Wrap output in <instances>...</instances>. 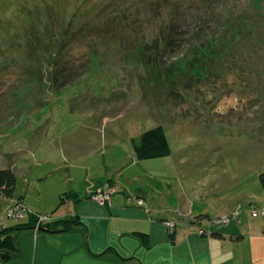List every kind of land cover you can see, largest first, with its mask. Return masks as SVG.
<instances>
[{"label":"rangeland","instance_id":"rangeland-1","mask_svg":"<svg viewBox=\"0 0 264 264\" xmlns=\"http://www.w3.org/2000/svg\"><path fill=\"white\" fill-rule=\"evenodd\" d=\"M157 1L0 0V168L16 171L14 194L33 213L58 211L51 200L68 175L79 183L102 171H123L122 181L139 175L133 184L150 188L155 202H163L166 182L176 210L193 202V223L243 230L234 235L243 237L238 264H264V0H219L230 14L244 12L248 30L223 49L211 40L205 56L193 44L220 32L215 15L191 9L183 42L164 48L153 42ZM70 17L82 29L57 56L69 69L30 76L46 50L36 37L45 36L43 24ZM156 125L171 153L138 159L130 139ZM164 173L172 177L163 180ZM8 209L0 195L1 226L14 224L4 219ZM27 232L19 231L26 248ZM37 239L35 264L75 263L74 256L61 261L55 234ZM27 256L8 264H33Z\"/></svg>","mask_w":264,"mask_h":264},{"label":"crops","instance_id":"crops-1","mask_svg":"<svg viewBox=\"0 0 264 264\" xmlns=\"http://www.w3.org/2000/svg\"><path fill=\"white\" fill-rule=\"evenodd\" d=\"M122 172L102 171L100 176L91 178L90 183L76 182L73 175L65 177L66 182L56 190L58 193L69 192V196L58 205V211L51 212V215L54 219L77 215L83 223L71 230L55 233L35 229L34 226L21 230L20 232L33 230V234L27 232V243L30 246L26 248L22 238L19 242L20 235L17 233L18 245L20 249L22 247L20 256H27L26 251L33 253L32 257L27 256V259L35 264L37 238L41 232H45L55 234L60 240L57 251L61 261L74 256V264H238V253L241 250L236 248L243 237L234 235L243 232L242 229L225 225L221 228L214 227L212 221L205 227L199 219L193 223L192 217L197 216L193 214V202H190L185 213H182L180 208L176 210L174 202H171L169 184H163L167 190L162 198L163 202H155L150 198V188L133 184L139 175L124 177L127 180L125 182L122 181L123 177H120ZM171 177L167 173L161 175V179L167 181ZM105 181L110 183L109 201L102 203L89 197ZM127 188L130 192L134 191V195L126 194ZM128 196L132 197L130 202L127 201ZM24 197L23 195L22 199ZM136 197H142L144 204H136ZM59 200V196L53 197L51 205L54 202V205H57ZM151 213H154L155 217L151 216ZM165 219L178 220L172 235L163 223ZM4 226L0 224V228ZM200 228L208 233L200 234ZM136 232L148 235V247L142 244ZM226 236L229 238H225ZM226 243L228 246L224 245ZM167 247L170 248V253L167 252ZM162 249H165V253ZM42 250H46L44 245L41 246ZM243 264L248 263L243 261Z\"/></svg>","mask_w":264,"mask_h":264},{"label":"trees","instance_id":"trees-1","mask_svg":"<svg viewBox=\"0 0 264 264\" xmlns=\"http://www.w3.org/2000/svg\"><path fill=\"white\" fill-rule=\"evenodd\" d=\"M257 1L258 2H256V4L259 3V0ZM147 2H149V0H147ZM151 4L154 9L152 17L156 22L157 29H159V34H156L155 32L153 42L159 43L164 48H166L167 46H177L178 43L183 42V36L185 34L181 32L182 26H188L189 20L192 18L191 15L193 14L191 12V9L194 8L197 10H205L207 16L215 15L216 22L214 26L216 28L219 27L220 30L219 33L213 30L211 33L212 39H209L205 43H203V40H201L202 42H200L199 44H193L197 48L196 54L198 52V55L201 54L200 56H205V49H207L211 45H214L211 40H213V42L218 41V46L222 47L221 49H223V47L226 46L229 42L238 40L237 38L239 36L237 35H244L248 30V18L245 16V14H243L244 12H232V14H234L232 16V14L228 13L224 8L219 7V0H158L157 3ZM72 18L70 17L69 19L64 21L65 25L60 22V24L57 26L53 21H49L43 24L45 25V36L38 35L36 37L39 41L41 40L40 38H45L46 42L43 39L41 41L45 42L46 50L40 54L37 60H35V63L33 64L35 67H33L31 71H29L30 76H42L47 67H52L54 70L57 69L61 70L62 72L69 69L67 60L58 63L57 60H59L58 58L60 57L57 58V56L64 54L63 47L68 46L69 41L72 40L74 36H76V31L81 28V26L76 30L73 28L72 25L74 23ZM148 20L149 18L145 20V22ZM124 22L129 24V21L127 20H125ZM238 22L240 23L237 24ZM233 24H236V26H234ZM241 25L243 28H245V30L241 27ZM204 32L205 28L202 27L191 29L188 31V38L196 40L197 34H202ZM26 34L27 33H25V35ZM188 38L187 40L189 41ZM49 48L53 51H51ZM130 142L134 154L138 159L165 157L171 153V148L162 125H156L152 128L144 130L139 135L132 137L130 139ZM15 173L16 171H13V169L9 167L0 168V195L5 198V201L8 205L12 203L13 199H15L24 207H26L22 199L23 195H14L17 183V177ZM259 181L264 193V171L260 172ZM103 183H108V185H110L109 181H105ZM103 183L101 184V186L103 185ZM96 190L95 192L90 194L89 197L92 198L93 194L96 193ZM66 196H69V192H63L60 194V200L58 202L59 205L63 203V199ZM108 201L109 199L105 200L102 203H106ZM36 214H50L51 219H49L46 225L40 227V229H45L53 233L68 231L71 230L74 226L83 223L77 215L74 217H62L54 219L51 213H33L31 211L24 215L22 219L12 220V223H14L13 225H7L6 223V226H4V223V227L0 228V264H8L12 259L20 257L21 250L18 245L17 233L21 230L34 226L36 222ZM5 218L6 216H4V219ZM173 221L178 222L177 220ZM176 225L177 223L175 224V227ZM174 228L170 230L171 235L174 232ZM135 234L141 240L142 244L145 247H148V235L142 232H136Z\"/></svg>","mask_w":264,"mask_h":264},{"label":"built area","instance_id":"built-area-1","mask_svg":"<svg viewBox=\"0 0 264 264\" xmlns=\"http://www.w3.org/2000/svg\"><path fill=\"white\" fill-rule=\"evenodd\" d=\"M107 183H104L102 186L98 187L96 190V193L93 194L92 198L99 201V202H104L105 200L109 199V191L108 187L109 185ZM132 200L131 197H127V201L130 202ZM137 203L139 205L144 204V199L143 198H137ZM28 210L26 207H24L21 203H19L17 200L13 199L12 203H10V209L7 210L6 212V217L11 219V220H19L17 218L18 216H23L25 213L27 214ZM25 214V215H26ZM36 222H35V228H40L51 219V216L49 214H36ZM163 223L170 229L172 230L175 227L176 222L170 219H165ZM171 232V231H170ZM199 232L201 234H204V229L200 228Z\"/></svg>","mask_w":264,"mask_h":264},{"label":"clouds","instance_id":"clouds-1","mask_svg":"<svg viewBox=\"0 0 264 264\" xmlns=\"http://www.w3.org/2000/svg\"><path fill=\"white\" fill-rule=\"evenodd\" d=\"M128 197H130V196H128ZM132 198V197H131ZM142 198V197H141ZM36 229V228H35ZM37 229H40V228H37Z\"/></svg>","mask_w":264,"mask_h":264}]
</instances>
